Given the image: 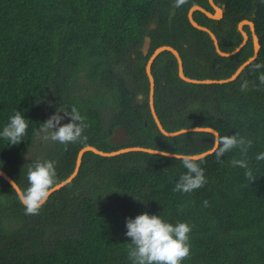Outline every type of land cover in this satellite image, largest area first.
Instances as JSON below:
<instances>
[{"label":"trees","instance_id":"1","mask_svg":"<svg viewBox=\"0 0 264 264\" xmlns=\"http://www.w3.org/2000/svg\"><path fill=\"white\" fill-rule=\"evenodd\" d=\"M223 11L214 21L200 12L199 25L211 30L221 51L242 40L237 25L251 21L259 52L236 80L194 85L180 80L174 56L165 51L151 65L154 109L167 132L210 127L219 137L239 133L253 141L245 169L233 167L239 149L216 160H200L207 183L191 193L173 191L187 170L181 159L130 152L105 158L82 156L77 176L52 193L38 215H25L12 187L0 177V264H132L126 218L148 212L167 222H187L191 255L182 264H264V0H213ZM197 5L213 12L207 0H0V132L15 111L28 120L17 145L0 138V170L19 187L28 186V166L55 161L58 183L73 172L85 146L103 152L143 147L171 154H200L213 146V135L192 132L165 137L148 106L145 64L160 46L180 55L184 75L197 80L230 77L253 54L249 39L234 56L222 58L208 34L194 29L187 12ZM149 37L143 54L144 38ZM249 81V89L240 85ZM76 106L87 118V140L55 142L30 163L24 153L46 121ZM128 142L114 145L116 128ZM34 158V157H33ZM209 206H204V201Z\"/></svg>","mask_w":264,"mask_h":264},{"label":"clouds","instance_id":"2","mask_svg":"<svg viewBox=\"0 0 264 264\" xmlns=\"http://www.w3.org/2000/svg\"><path fill=\"white\" fill-rule=\"evenodd\" d=\"M184 2L185 0H177L178 5ZM261 68H264V64L257 63L253 66V71ZM258 79L260 84L264 85V73H261ZM240 89L247 91L249 81L244 80ZM65 119L69 122L62 123ZM28 126V120L16 110L0 132V138L6 139L11 145H17L23 141ZM88 126L86 116L82 115L76 106H72L70 112L59 111L51 115L42 124L40 132L44 140L67 146L86 141L84 131ZM214 144L215 157L219 163H223L221 158L226 153L239 149L241 158L231 159V166L245 169V177L249 182L253 183L256 180L247 159L248 150L253 144L251 139L237 132L218 137ZM255 158L257 161L264 160V153L257 154ZM179 159L187 171L180 175L173 191L191 193L202 188L207 183V178L200 166V157L195 154H184ZM55 163L52 160L37 159L30 164L27 170L28 186L25 189L17 188L13 182V189L16 190L19 202L24 206L25 215H38L55 191L58 184ZM203 203L205 207L209 206L207 200ZM125 226L127 229L125 235L131 238V243L128 244V258L132 264H182V261L190 258V233L193 226L187 222H177L173 225L160 215L143 212L135 218H126Z\"/></svg>","mask_w":264,"mask_h":264},{"label":"water","instance_id":"3","mask_svg":"<svg viewBox=\"0 0 264 264\" xmlns=\"http://www.w3.org/2000/svg\"><path fill=\"white\" fill-rule=\"evenodd\" d=\"M208 4L212 8L213 13H209L208 11H206L205 9H203L202 7L197 6V5H194V6L189 8V10L187 12V19H188L189 24L194 29L208 34V36L210 37V39L212 41L215 52L217 53L218 56H220L222 58H230V57L236 55L246 45V43L249 39V36L243 30V27L247 26L249 29L250 38H251V42H252V49H253V54L251 57H249L245 62H243L230 77H228L226 79H220V80H211V79L197 80V79H193V78L191 79V78L186 77L184 75V72H183L182 60L180 58L179 53L174 48H172L170 46L157 47L151 53V55L149 56V58L145 64V74H146V77L148 79V85H149L148 106H149V110H150L152 120H153L157 130L165 137H176V136H179L181 134L192 133V132L209 133V134L213 135L214 140H213L212 148L210 150H207V151L202 152L200 154H195V155H198L200 157V160L215 152L216 145L214 144V141L219 137V135H218L216 130H214L213 128H210V127L186 128V129H181V130H178L175 132H167L164 130V128L162 127V125H161V123H160V121L156 115L155 109H154V79H153V76L151 74V65H152L153 61L157 58V56L160 53L167 51L174 56V58L176 60V64H177L178 78L180 80H182L183 82H185L187 84H194V85H213V84L222 85V84H227V83H230V82H233L234 80H236L237 77L242 73V71L249 64H251L253 61L256 60V58L258 56V52H259V47H260L258 44V38H257V35L255 33V28H254L253 23L251 21H248V20H242L237 25V30L240 32L241 37H242L241 43L231 52L225 53V52L221 51L219 48V45H218V41H217L215 35L211 32V30H209L208 28H206L204 26L199 25L193 19V14L195 12H200L211 20H214V21L220 20L222 18V15H223V11L221 10V8L216 6L214 4L213 0H208ZM149 41H150L149 37L144 38L143 51H142L143 54L147 53V49L149 47ZM110 141L114 145H120L122 143L128 142V136H127L126 130L121 128V127L116 128L114 130L113 136L110 139ZM86 152H91L97 156L105 157V158L117 157L119 155H122L125 153H130V152H140V153H145V154H150V155L164 156V157L172 158V159H179V157L183 156V155H179V154H171L168 152L153 150L150 148H143V147H127V148H122V149H118L116 151L107 153V152L97 150L96 148H94L92 146H85L82 149H80L77 153L73 172L68 176V178H66L65 180H63L62 182L57 184L55 191H58L61 188L68 185L77 176V173H78L79 168H80L82 156ZM0 177L3 178L4 181L7 182L13 189L12 185H13L14 181L1 170H0ZM16 186H17V184H16ZM17 188H19V187L17 186ZM13 190L16 193V190L15 189H13Z\"/></svg>","mask_w":264,"mask_h":264},{"label":"rangeland","instance_id":"4","mask_svg":"<svg viewBox=\"0 0 264 264\" xmlns=\"http://www.w3.org/2000/svg\"><path fill=\"white\" fill-rule=\"evenodd\" d=\"M42 114H43V117L46 118V120L49 119V116H48V114L45 112V110H44V112H43ZM62 114H63V113H61V115H62ZM67 122H69V120H68V119H65L62 123H67ZM36 136H37V137H36V139H35V143L32 144V146L34 147V148L32 149V150H33V153H34L35 148H36V149H40V148L43 147V146H50L52 143H54V142H52V141H50V140H48V141L44 140L41 132H39V134L36 135ZM33 153L31 152V157L36 158L37 153H35V156L33 155Z\"/></svg>","mask_w":264,"mask_h":264},{"label":"flooded vegetation","instance_id":"5","mask_svg":"<svg viewBox=\"0 0 264 264\" xmlns=\"http://www.w3.org/2000/svg\"><path fill=\"white\" fill-rule=\"evenodd\" d=\"M208 1V0H207ZM215 4V3H214ZM216 5V4H215ZM217 6V5H216ZM219 7V6H218ZM222 10V9H221ZM209 12V11H208ZM209 13H211V12H209ZM213 13V12H212ZM223 16V15H222ZM222 19V18H221ZM220 19V20H221ZM219 21V20H218ZM44 112V111H43ZM42 112V113H43ZM45 112L47 113V111L45 110ZM48 114V116L50 117L51 116V114H49V113H47ZM43 115V114H42ZM45 120H46V118H45ZM39 132H40V130L37 132V135L39 134ZM36 137L37 136H35V139H36ZM35 139H34V141L32 142V144H34L35 143ZM55 143V142H54ZM54 143H52V144H54ZM34 147L31 145V147H30V149H28L27 151H26V153H24V158H25V160L26 161H29L30 163H32V161L35 159V158H33V157H31V152L33 153V149ZM45 149H43V148H40V149H36L35 148V150H34V153H33V155L35 156V153H37L38 155L40 154V153H42L43 151H44ZM116 151V150H115Z\"/></svg>","mask_w":264,"mask_h":264}]
</instances>
